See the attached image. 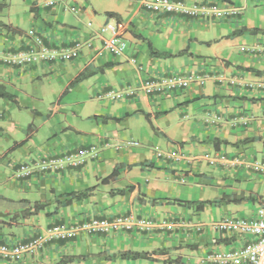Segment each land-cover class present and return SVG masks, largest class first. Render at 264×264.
I'll return each mask as SVG.
<instances>
[{"label":"crops","instance_id":"0c3cea01","mask_svg":"<svg viewBox=\"0 0 264 264\" xmlns=\"http://www.w3.org/2000/svg\"><path fill=\"white\" fill-rule=\"evenodd\" d=\"M47 1L0 0V23L21 31L0 27V84L16 100L0 98V137L20 130L9 121L7 110L30 104L24 102L29 96L25 82L27 77L39 78L40 73L60 77L59 95L51 113L57 115L62 109L65 119L61 122L56 117V128L50 127V133L55 135L60 128L83 137L72 148H56L50 155L32 153L31 139H12L13 145L21 144L10 156L0 145V241L23 243L53 224L124 212L180 222L169 229L150 232L79 233L73 238L53 240L18 262L0 260V264H174L170 260L175 258L181 264H207L202 258L208 252L242 245L248 236L220 232L212 224L226 215L254 216L262 206L260 200L207 205L195 213L165 198L214 200L243 193L264 200V170L247 166L259 162L264 168V73L253 71H264V0H184L207 6L209 10L202 18L151 12L144 8L145 0H55L53 5ZM64 3L75 6L76 11L66 10ZM230 8L237 9V14H227ZM224 10V15H217ZM115 22L124 26L127 47L122 56L102 50L97 35L102 25ZM241 28L259 31L228 36ZM37 36L49 48L68 47L75 42L83 46L79 56L69 61H39L23 66L4 61L2 54L29 49ZM149 43L159 52L175 54L186 48L187 53L154 56ZM130 58H135L136 63ZM81 73L87 75L64 96V90ZM175 73L195 78L188 87L168 94H148L141 88L146 77ZM65 106H70L76 119L69 118ZM140 112L148 114V122L169 142L176 140L172 137L175 126L183 127L178 142L184 143L169 147L180 154L178 159L158 157L157 152L169 150H150L136 141H123L126 132L132 134L133 127H138L139 120L134 116ZM172 114L175 116L170 117ZM140 130L146 138L151 137L145 124ZM213 138L232 143L253 140L220 144L218 149L202 142ZM88 146H94L97 154L80 165L16 176L20 163L32 164L42 157ZM204 153H224L239 162L210 165L202 159ZM116 167V178L101 184L100 179ZM92 186L95 188L89 197L56 208L59 194ZM128 186L133 189L109 194L110 190ZM22 200L44 203L45 207L37 214L11 221L14 213L28 206ZM154 249L166 251L152 255L154 260H108L97 256ZM68 256L80 259L68 261Z\"/></svg>","mask_w":264,"mask_h":264},{"label":"built area","instance_id":"2783aa9c","mask_svg":"<svg viewBox=\"0 0 264 264\" xmlns=\"http://www.w3.org/2000/svg\"><path fill=\"white\" fill-rule=\"evenodd\" d=\"M54 0H48V5H53ZM145 9L155 13H170L195 18L204 17L207 6L198 3H187L184 0H145ZM64 8L75 12V6L64 5ZM237 9L230 8L227 14H237ZM226 10L219 11L218 16L224 15ZM89 25V23H88ZM124 26L121 22L106 23L99 28L98 37L101 41V49L113 56H122L125 53L127 42L123 36ZM82 44L75 42L71 46L63 48H49L42 39L37 36L33 44L27 50H18L2 54L4 61L17 65H29L39 61H69L79 56ZM136 63L135 58H130ZM195 77L192 74H169L160 77H146L141 81V88L148 94H168V92L186 88ZM264 86V85H263ZM97 150L94 146L79 148L66 154H54L40 158L37 162L28 164L20 163L16 168L17 177H28L36 171L47 172L49 170L63 169L66 166L82 164L87 157H94ZM158 157L178 159L180 154L176 151H159ZM202 159L210 165H230L239 162L235 156L224 153L215 155L204 153ZM259 172L263 171V165L259 162L247 163ZM179 220L169 218H151L133 212L118 213L112 216H92L74 223H58L46 227L43 231L26 240L23 243L10 244L0 241V260L19 261L26 254L40 250L45 244L61 239L73 238L79 233L110 234L118 231L124 232H150L153 230H166L178 225ZM215 230L235 235L248 236L239 247L228 250H215L208 252L202 262L207 264H264V206H260L254 216L244 217L226 215L212 224Z\"/></svg>","mask_w":264,"mask_h":264},{"label":"rangeland","instance_id":"374dc122","mask_svg":"<svg viewBox=\"0 0 264 264\" xmlns=\"http://www.w3.org/2000/svg\"><path fill=\"white\" fill-rule=\"evenodd\" d=\"M64 4L69 5L67 3ZM59 83L60 77L57 74L47 75L40 73V77L34 78L33 80H31L30 77H27V80L25 82V89L28 92L29 96L24 102L29 101L30 104L26 107L15 105V107L9 108V110L11 109L10 111L7 110L9 121L15 124L16 129L20 128V130H17V132L14 133L11 132L9 137H0V145L4 150L8 151V156H10L11 152L15 149L12 148V139L16 137H20L26 140L31 139L29 144H31L30 149L32 153H41L43 155H50V153L56 148H72V145H75L76 143L78 144L81 141L79 139H81L83 135L73 131L66 130V132L65 130H60L59 128L57 130V134L52 135L50 133V127L53 126L56 128V117L62 120L61 122H64L63 120L65 119V114L63 113L62 109L59 110L57 115L56 112L53 114L51 113V110L53 109V101L55 103L56 96L59 95V92H57ZM68 95L69 93H66L64 96ZM65 107L69 118L76 119V116L72 112L70 106ZM173 116H175V114L170 115V117ZM134 117H137L139 120L137 122L138 127H133L135 130L132 134L126 132V135L122 138L123 141H136L139 146H149L150 150H153L154 148L169 150L170 146L175 147L177 145L176 143H178L182 136L183 127L175 126L177 130L172 137L176 140L169 142L164 134L159 133L156 128H153V126L155 125L148 122V115L146 116L145 113H140L138 115H135ZM132 121L135 122L134 119H132ZM171 123H174V120H172ZM142 124H145V126H147V129L150 131V138H146V136L143 135L144 133L140 130ZM163 125H165V122L163 123ZM171 125L174 126V124ZM29 134H31V136H29ZM0 185H2V183H0ZM181 208H183V210H186V207L184 206H181Z\"/></svg>","mask_w":264,"mask_h":264},{"label":"trees","instance_id":"16d2710c","mask_svg":"<svg viewBox=\"0 0 264 264\" xmlns=\"http://www.w3.org/2000/svg\"><path fill=\"white\" fill-rule=\"evenodd\" d=\"M107 15H113L112 12H107ZM0 27L5 28L7 30H10L11 32H16V33H20V30H16V28L10 26L9 24H4V23H0ZM1 31V28H0ZM246 31H250V32H257L259 31L258 29H247V28H241L238 30L233 31L231 34H229L228 36H233L236 34H241L243 32ZM264 31V30H261ZM149 49H150V53L154 56H158V57H164V56H171V55H181L184 53H187V49H182L179 52L175 53V54H170V53H166V52H159L157 50H155L151 44L149 43ZM191 55V53H190ZM246 70H253L251 68H245ZM256 72V74H262L264 73V71H260V70H253ZM87 74L85 73H81L79 75H77L68 85V87L64 90L63 94L66 93L70 87L77 81H79L80 79H82L83 77H85ZM62 94V95H63ZM0 97L6 100H10L13 102H16L14 95H12L11 93L7 92L4 88V86H2L0 84ZM143 113V112H140ZM148 114H146L147 116ZM157 116L160 115V113H156ZM253 138H246L244 140H241L240 142H229L228 140L225 139H219V138H213L210 140H203V143L209 142L212 144V146L215 149H218L220 144H225V145H236L237 143H244L246 141H252ZM184 142H178V144L182 145ZM21 143H16L13 145L12 148L17 147L18 145H20ZM144 164H141L140 167L143 168ZM152 165H149V168H152ZM117 176V167L114 168L107 176L103 177L100 179V183L102 184H107L110 181L114 180ZM95 188V186H92L86 190L83 191H71V192H67V193H61L57 196V200H56V208L61 207V206H67L70 205L72 202L74 201H80L82 199H85L87 197L90 196L91 191ZM133 187L128 186L122 189H115V190H110L109 194H123L125 191H130L132 190ZM62 198V199H61ZM166 200H171L174 203H177L178 205L184 206L186 208H190L195 212H200L203 211L205 209V207L207 205H219V204H229V203H234V204H239L243 201L246 200H260L259 202L262 204V206H264V200L261 199L259 196L256 195H245L243 193L240 194H232V195H222L219 199H214V200H209V199H205V200H182V199H168L165 198ZM22 202H26L28 204V206L16 213H14L10 220L11 221H17L18 219H23L26 217H29L31 215L37 214L39 211L43 210L45 207L44 203H39V202H32L31 204L26 201V200H22ZM152 203H156V200L152 199L151 200ZM166 249H154V250H150V251H136V250H122V251H115L113 253H102V254H98L97 256L102 258V259H108V260H116V259H127V260H137V259H147V260H154V258H152V255L155 254H163L165 253ZM66 259L68 261H73L75 259H80V256H68L66 257ZM63 261V259L61 260ZM164 262L167 261V259L163 260ZM174 263V264H181L179 261V258H175L170 260V263Z\"/></svg>","mask_w":264,"mask_h":264},{"label":"water","instance_id":"95a60500","mask_svg":"<svg viewBox=\"0 0 264 264\" xmlns=\"http://www.w3.org/2000/svg\"><path fill=\"white\" fill-rule=\"evenodd\" d=\"M0 215H1V211H0Z\"/></svg>","mask_w":264,"mask_h":264}]
</instances>
